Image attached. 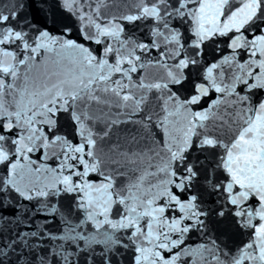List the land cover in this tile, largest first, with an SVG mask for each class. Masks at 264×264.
Listing matches in <instances>:
<instances>
[{"label":"snow or ice","instance_id":"snow-or-ice-1","mask_svg":"<svg viewBox=\"0 0 264 264\" xmlns=\"http://www.w3.org/2000/svg\"><path fill=\"white\" fill-rule=\"evenodd\" d=\"M0 264H264V0H0Z\"/></svg>","mask_w":264,"mask_h":264}]
</instances>
